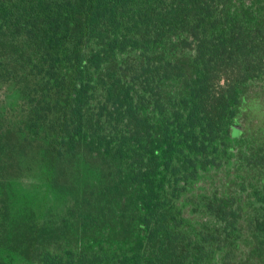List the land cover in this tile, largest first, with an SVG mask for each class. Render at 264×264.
I'll return each mask as SVG.
<instances>
[{
	"label": "trees",
	"instance_id": "16d2710c",
	"mask_svg": "<svg viewBox=\"0 0 264 264\" xmlns=\"http://www.w3.org/2000/svg\"><path fill=\"white\" fill-rule=\"evenodd\" d=\"M259 92L264 0H0V264H264Z\"/></svg>",
	"mask_w": 264,
	"mask_h": 264
},
{
	"label": "flooded vegetation",
	"instance_id": "af4514ba",
	"mask_svg": "<svg viewBox=\"0 0 264 264\" xmlns=\"http://www.w3.org/2000/svg\"><path fill=\"white\" fill-rule=\"evenodd\" d=\"M260 90L263 89L260 88ZM262 96H264V92H259V100L255 99L256 96H252L251 100L247 99L246 104H249L248 110H246L247 107H243L237 113L232 124L233 128L231 127L230 129V137L232 139H239L241 137L243 139L245 132H251L250 129H257L260 126L264 128V97ZM221 175L227 177L225 172H222Z\"/></svg>",
	"mask_w": 264,
	"mask_h": 264
}]
</instances>
